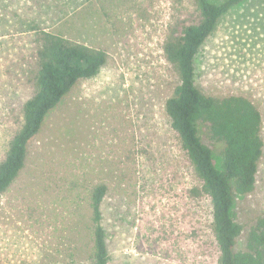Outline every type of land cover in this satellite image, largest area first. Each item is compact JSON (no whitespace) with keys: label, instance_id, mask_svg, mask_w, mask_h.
Masks as SVG:
<instances>
[{"label":"rangeland","instance_id":"obj_1","mask_svg":"<svg viewBox=\"0 0 264 264\" xmlns=\"http://www.w3.org/2000/svg\"><path fill=\"white\" fill-rule=\"evenodd\" d=\"M101 1L0 0V41L32 20L109 53L45 118L26 169L0 197V264H91L89 189L110 167L107 264H218L209 199L190 194L196 181L164 110L171 77L162 42L173 0H114L112 25ZM194 64L203 91L244 93L264 115V0L229 9ZM26 94L0 73V156L17 124L7 109ZM240 199L243 221L264 214V153L255 190ZM245 242L240 236L237 248Z\"/></svg>","mask_w":264,"mask_h":264},{"label":"trees","instance_id":"obj_2","mask_svg":"<svg viewBox=\"0 0 264 264\" xmlns=\"http://www.w3.org/2000/svg\"><path fill=\"white\" fill-rule=\"evenodd\" d=\"M125 1L115 4L125 5ZM243 1L188 0L186 5L173 0L162 42L171 77L165 114L196 181L190 194L209 199L218 264H264V214L247 223L238 215L244 207H237L241 197L255 190L264 153L263 111L249 95L205 92L195 82L197 52L220 18ZM112 2H100L111 25ZM8 34L0 41V73L5 81L22 84L27 94L17 107L7 109L17 124L0 156V197L26 169L30 145L41 133L45 118L80 82L96 76L109 58L101 47L53 33L32 20L19 23L17 31ZM99 175L89 189L94 223L91 264H107L102 203L110 192L112 168ZM242 235L246 242L239 249L237 240Z\"/></svg>","mask_w":264,"mask_h":264}]
</instances>
